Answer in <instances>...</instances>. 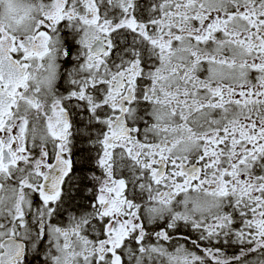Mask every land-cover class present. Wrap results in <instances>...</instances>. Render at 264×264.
<instances>
[{"label": "snow or ice", "instance_id": "1", "mask_svg": "<svg viewBox=\"0 0 264 264\" xmlns=\"http://www.w3.org/2000/svg\"><path fill=\"white\" fill-rule=\"evenodd\" d=\"M0 264H264V0H0Z\"/></svg>", "mask_w": 264, "mask_h": 264}]
</instances>
